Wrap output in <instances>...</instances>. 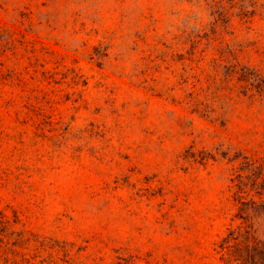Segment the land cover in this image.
<instances>
[{
    "label": "rangeland",
    "instance_id": "obj_1",
    "mask_svg": "<svg viewBox=\"0 0 264 264\" xmlns=\"http://www.w3.org/2000/svg\"><path fill=\"white\" fill-rule=\"evenodd\" d=\"M240 228L264 0H0V264H227Z\"/></svg>",
    "mask_w": 264,
    "mask_h": 264
},
{
    "label": "trees",
    "instance_id": "obj_2",
    "mask_svg": "<svg viewBox=\"0 0 264 264\" xmlns=\"http://www.w3.org/2000/svg\"><path fill=\"white\" fill-rule=\"evenodd\" d=\"M220 247L228 257L227 264H264V239L250 228L231 230Z\"/></svg>",
    "mask_w": 264,
    "mask_h": 264
}]
</instances>
